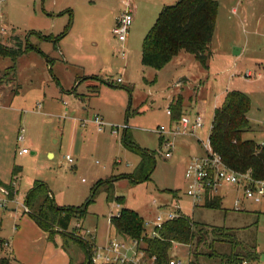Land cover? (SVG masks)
<instances>
[{
    "label": "rangeland",
    "instance_id": "1",
    "mask_svg": "<svg viewBox=\"0 0 264 264\" xmlns=\"http://www.w3.org/2000/svg\"><path fill=\"white\" fill-rule=\"evenodd\" d=\"M214 1L218 11L207 68L181 51L159 71L141 65V45L162 4L169 6L171 0L2 2V23L19 36L21 46L27 43L33 48L15 63L0 57L1 182L15 184L20 202L34 181H42L56 203L80 207L98 180L132 173L139 163L138 156L123 145L126 133L137 146L154 152L150 179L135 185L117 180L100 186L84 219H72L68 230L80 222L93 233L95 246L104 247L116 238L107 219L123 207L143 219L141 237L148 239L155 231L157 214L177 202L193 223V238L188 244L173 243L169 257L182 264H233V259L255 253L264 264V199L254 203L229 185L217 194L218 207L209 208L204 207L206 202L192 204L184 193L185 168L192 158L204 154L201 141L207 143L214 111L226 92L237 90L249 97V130L243 138L264 144V0ZM127 6L133 20L127 41L121 43L112 30ZM69 11L71 28L54 47L50 39L64 31ZM13 65L14 75L7 70ZM247 73L250 78H245ZM178 94L185 114L191 119L196 112L204 116L203 128L196 133L201 141L189 134H163L174 145L171 158L164 159L157 131L161 126L174 130L177 125L166 110ZM95 116L118 129L116 134L109 128L99 132ZM20 129L24 140L18 143ZM22 148L28 153L18 155ZM66 156L73 164L67 163ZM13 167L20 172L12 175ZM112 196L122 198V203ZM14 207L22 213L21 207ZM0 215H4L1 243L12 230V221L7 211ZM214 230L225 235L217 236ZM60 242L58 235L57 246ZM139 246L142 249L144 244ZM60 248H64L58 250L62 257L73 264L87 262L88 251L74 240L66 238ZM4 250L0 247V258ZM3 263L10 264L7 259Z\"/></svg>",
    "mask_w": 264,
    "mask_h": 264
},
{
    "label": "trees",
    "instance_id": "2",
    "mask_svg": "<svg viewBox=\"0 0 264 264\" xmlns=\"http://www.w3.org/2000/svg\"><path fill=\"white\" fill-rule=\"evenodd\" d=\"M217 11L218 4L214 0H178L173 5L164 6L142 40L141 65L159 71L181 51H184L193 55L198 63L207 68L206 62L209 45L215 31ZM68 14L69 21L64 31L59 36L50 39L54 47L71 28V12L69 11ZM13 41L14 44L10 46L0 45V57H8L15 63L17 57L33 47L27 43L21 46L20 39L17 37H14ZM7 70L12 73L15 66ZM95 90L98 92V89ZM182 102V97L178 96L170 104L171 119L174 121L179 120L182 115ZM250 107L251 101L245 93L237 90L226 92L221 105L214 111L208 139L211 149L220 155L229 169L240 173L250 170L254 179L264 180V144L258 145L253 140L243 138V134L249 130L247 114ZM125 134L122 139L123 145L138 156L139 163L132 173L95 183L84 205L80 207L57 206L47 185L42 181H34L24 198V204L30 210L28 215L42 231L48 234L50 241L55 234L60 233L64 241L70 238L88 251L85 264H89V246L76 239L68 230L72 219L85 217L86 208L93 201L100 186L117 180H126L132 185L141 184L150 179L154 168V152L140 148ZM18 171V168L13 167L12 175L17 174ZM113 199L122 203L120 197ZM107 200H110L109 195ZM218 205L219 199L214 196L206 200L204 207L217 208ZM143 223V219L136 212L121 208L119 217L111 220V227L118 236L140 239ZM213 232L217 236L225 235L221 230ZM158 236L155 239L143 238V250L151 256H156L157 264H167L172 244H188L193 238V223L190 218L183 215L174 221L164 223ZM245 259L256 261L258 258L255 253H249ZM240 260L235 258L232 262L237 264Z\"/></svg>",
    "mask_w": 264,
    "mask_h": 264
},
{
    "label": "built area",
    "instance_id": "3",
    "mask_svg": "<svg viewBox=\"0 0 264 264\" xmlns=\"http://www.w3.org/2000/svg\"><path fill=\"white\" fill-rule=\"evenodd\" d=\"M6 0H0V5ZM3 16L0 14V45L10 46L9 42L15 37V33L11 31L2 23ZM133 20V12L130 6L121 13L116 19L115 27L112 30L113 35L121 43H125L128 37V31ZM17 36V35H16ZM125 53V49L122 50V55ZM251 74L247 73L245 78H250ZM121 79H117V83H120ZM166 114L171 116V110L168 108ZM93 123L99 132H102L105 128H109L112 134H116L118 129H114L112 126L107 125L102 118L95 116ZM204 116L203 114L196 112L193 119L187 114H182L174 130L166 129L161 126L158 129L160 135V151L164 159H170L173 151V142L168 138H165L163 134H169L174 137L176 135L189 134L201 141L197 136V132L203 128ZM125 127V126H124ZM24 140V130L20 129L17 135V142L21 143ZM204 154L195 158L188 163L183 173L185 181V195L191 199L192 204L205 203L209 197H217L219 191L225 186H234L240 189L246 199L251 200L254 203H260L264 199V180L254 179L251 175V171L240 173L229 169L223 162L220 155L215 153L209 143H203ZM162 148V150H161ZM28 153L26 148L20 149L18 155H25ZM65 160L68 164H73V159L70 156H66ZM15 184L11 182L9 186H0V211H16V207H21L24 214L29 213V209L25 206L24 202H20L17 197V191ZM239 201L234 202V206L237 207ZM167 207V206H165ZM183 216L179 203L173 205L172 209H168L165 212H159L156 217L155 231H153L148 239L158 238V233L161 230L164 223L168 221H174L177 218ZM119 212L116 215H110L108 217V223L111 225L113 218H118ZM70 231V230H69ZM72 235L89 246L90 254L88 258L89 264H157L156 256L149 255L146 251L140 249V242L143 243V238L130 239L116 235L104 247L95 246L93 233L83 228L80 222H75L72 231ZM147 239V238H146ZM7 246V243L4 244ZM167 264H182L175 256L169 257ZM238 264H260L256 261H248L241 259Z\"/></svg>",
    "mask_w": 264,
    "mask_h": 264
},
{
    "label": "crops",
    "instance_id": "4",
    "mask_svg": "<svg viewBox=\"0 0 264 264\" xmlns=\"http://www.w3.org/2000/svg\"><path fill=\"white\" fill-rule=\"evenodd\" d=\"M163 1H166V0H163ZM171 1L173 3L170 2L171 4H168V5H173L178 0H171ZM162 5L166 6V4H162ZM164 6H162V8ZM15 37L19 38L18 35L17 36L15 35ZM11 40H13V38ZM177 56H179V54ZM12 75H14V72H12ZM15 93L18 94V92L16 91ZM178 95L181 97V94H178ZM184 113H186V108L182 110V114ZM19 172H20V169L18 173ZM117 176L118 175L110 176V177L113 178ZM98 181H103V180L100 179ZM7 185L8 184H4L0 180V186H7ZM50 193H51L52 198L54 199L53 193L51 191ZM24 198L25 196L22 198L23 202H24ZM54 202L56 203L55 199H54ZM56 205L59 207H71V206L61 205L60 203H56ZM20 212L21 211L17 209L16 211H13V209H11L10 211H7V214H9V218L12 221V230L9 231V233L7 234L5 238H1V240L3 241L0 243V247H3L5 249L4 250L5 255L4 257L0 258V264H4L3 261H6V259L8 260L10 264H73L71 260L68 261V259L62 257L63 253L58 252L59 249L64 250V248H60L61 246H63V243H64V239L62 238L60 233L55 234L53 236V239L50 241L48 239V234L42 231L38 227V225L30 218L28 214H24L23 212L22 213ZM3 216L4 215H0V221L2 220ZM58 235H60L61 242L57 246L56 239ZM5 243H7V246H4Z\"/></svg>",
    "mask_w": 264,
    "mask_h": 264
},
{
    "label": "water",
    "instance_id": "5",
    "mask_svg": "<svg viewBox=\"0 0 264 264\" xmlns=\"http://www.w3.org/2000/svg\"><path fill=\"white\" fill-rule=\"evenodd\" d=\"M234 54H235V55H237V54H238V52H237V51H235V52H234Z\"/></svg>",
    "mask_w": 264,
    "mask_h": 264
}]
</instances>
